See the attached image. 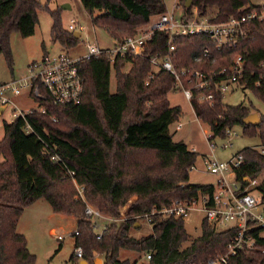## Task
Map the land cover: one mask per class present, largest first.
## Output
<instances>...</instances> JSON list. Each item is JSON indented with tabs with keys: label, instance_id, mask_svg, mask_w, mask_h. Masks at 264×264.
<instances>
[{
	"label": "trees",
	"instance_id": "obj_1",
	"mask_svg": "<svg viewBox=\"0 0 264 264\" xmlns=\"http://www.w3.org/2000/svg\"><path fill=\"white\" fill-rule=\"evenodd\" d=\"M79 1L91 24L114 39L133 35L151 17L167 11L164 0ZM185 2L180 0L179 6L186 13L196 8L200 16L213 22H225L264 6H253L250 0H191L186 8ZM39 10L49 13L53 43L68 50L79 42L62 29L59 11H50L47 4L0 0V54L10 71V34L32 36ZM245 29L248 37L220 50L207 36L176 38V70L217 74L228 69L233 57L240 56L244 62L240 86L264 105V21H249ZM166 43V34L156 33L145 57L113 63L104 54L82 59L84 85L78 105L56 106L45 99L39 103L44 113L31 110L4 124L0 139V264H35L17 225L23 211L41 199L53 214L76 219L73 250L81 248L87 264H94L97 257H102V264H136L119 260L121 250L150 254L147 264L199 263L226 253L234 235L231 229L216 231L203 218L200 236L182 249L188 241L184 217L158 213L173 203H189L212 192L211 185L187 184L197 154L182 141L174 142L169 134V126L182 116L181 107L171 106L168 100L176 81L162 69L153 72L150 60L155 53L164 52ZM204 48L210 49L211 60L200 58ZM112 68L114 93L109 90ZM190 107L195 118L209 126L211 140L223 138L228 128L240 127L244 136L257 137L260 150H264V115L257 113V126L243 123L252 113L251 106H228L216 94L211 105L194 98ZM239 153L244 162L237 177L241 182L260 179L256 189L264 207V154L252 148ZM52 156L57 161H52ZM73 181L82 187L83 199L77 198ZM86 205L113 219L105 224L100 238L85 216ZM141 219L148 221L152 233L135 238L131 232ZM262 232L252 231V248L238 251L227 264H264ZM69 262L79 264L74 252Z\"/></svg>",
	"mask_w": 264,
	"mask_h": 264
},
{
	"label": "built area",
	"instance_id": "obj_2",
	"mask_svg": "<svg viewBox=\"0 0 264 264\" xmlns=\"http://www.w3.org/2000/svg\"><path fill=\"white\" fill-rule=\"evenodd\" d=\"M179 2L180 0L175 4L173 12L166 11L162 15L151 17L148 23L133 35L122 39L113 38L114 44L111 48L101 49L95 43H88L86 45L87 53L83 57L72 58L67 53L57 55L44 53L40 58L31 61L27 66L25 77L0 84V119L3 115L1 109L7 106L12 107L10 109L12 121L23 117L31 110L44 113L39 103L45 99H49L56 106L78 105L84 85L80 68L82 59L104 54L110 59V63H113L119 59L145 57L149 42L153 41L156 33H165L167 43L164 52H157L151 57L152 67L157 66L158 70L162 69L173 76L176 81L175 88L180 90L189 104L196 98L200 104L211 105L216 94L224 97L234 86L242 87L240 79L244 71V62L240 56L233 57L228 69L217 74L177 71L173 63L176 52L174 40L179 37L207 36L215 44L216 50H220L224 46H235L239 39L248 37V30L245 29L247 22L264 21V6L251 10L240 17L229 18L225 22H213L206 16H200L196 8H193L188 14L181 7L182 13L177 16L175 11L179 8ZM68 30L80 33L83 31V26L71 21ZM200 58L211 60L210 49H202ZM26 90H28L27 98H33L37 102V108L22 112L13 105L9 95L20 97ZM181 126L179 124L176 129H180ZM26 131H29V127L26 128ZM237 135L234 127L226 129L223 137L226 141L221 147H231L230 141ZM211 136L207 137V142L212 152L210 155H203L202 161L204 170L215 178L213 183L207 184L212 186V192L199 195L197 199H193L189 203H173L169 208L158 212L163 216L185 217L191 208L200 205L205 214L204 219L216 231L231 229L234 232L231 241L227 244L225 254L204 262L190 264H227L238 251L252 248L254 243L252 231L262 229L264 232V207L256 189L260 179L241 182L237 177V171L243 165V155L236 153L227 161L218 160L213 154L215 145L211 143ZM260 153L264 154V150L261 149ZM51 160L57 161V157L52 156ZM191 169H195V167L193 166ZM72 174L70 173V175ZM73 182L76 185L75 181ZM244 183L245 185H243ZM76 188L77 198L83 199L82 187L76 185ZM84 213L92 221L98 238L101 237L105 227L100 224V220L105 221L106 224L113 222L112 218L103 216L97 209L89 205H86ZM263 232L261 237H264ZM75 235H77L75 229L68 233L70 237ZM54 236L57 240L63 239L61 235ZM73 252L75 258L81 261L83 258L81 248L74 249ZM150 258V254H146V262Z\"/></svg>",
	"mask_w": 264,
	"mask_h": 264
},
{
	"label": "rangeland",
	"instance_id": "obj_3",
	"mask_svg": "<svg viewBox=\"0 0 264 264\" xmlns=\"http://www.w3.org/2000/svg\"><path fill=\"white\" fill-rule=\"evenodd\" d=\"M42 6L47 4L50 11H59L60 22L62 29L69 31L68 26L71 21L83 26V31L80 32L78 44L66 50L58 44L51 41L50 28L52 25L49 13L45 10L37 12L38 23L35 27L34 33L28 38H22L17 32H12L9 37V49L12 60V71L7 66V62L3 54H0V84L9 83L11 80H17L27 75V66L33 60L41 57L45 52L50 55H57L67 53L72 58L83 57L87 53L86 45L88 43H95L101 49L111 48L114 44V39L102 29L94 27L91 24L90 15L83 9L79 0H36ZM166 10L168 13L174 11V6L178 0H164ZM253 6L264 5V0H250ZM69 6V8H64ZM177 16L181 15V6L175 11ZM144 27V26H142ZM138 28L137 30L141 29ZM136 30V31H137ZM73 32V31H70ZM129 65L126 66V70ZM158 67L154 66L153 72H157ZM116 89L115 73L113 68L110 73V87L111 93ZM28 90H26L20 97L9 98L13 105L19 111L27 112L31 109L37 108V102L33 98H27ZM168 100L171 106H180L182 116L179 120L173 122L169 126V134L172 136L174 142L182 141L190 150L197 154L195 169L189 171L188 185H207L215 181V178L209 175L203 166V155H210L207 137L211 136L209 126L196 120L189 103L184 99L179 89L175 88L168 94ZM223 102L228 106L244 105L252 107V113L264 115V105L258 101L247 89L239 86H234L223 97ZM11 106L1 109L3 112L0 119V139L3 137L4 123L12 122L10 115ZM181 124L180 129L176 127ZM237 132V137L231 139L232 146L222 148L225 143L223 138H214L211 143L215 145L213 154L220 161H227L236 153H239L245 148L259 149L260 144L257 137L249 138L242 134L240 127H234ZM90 206V205H89ZM92 207V206H90ZM94 208V207H93ZM28 209V208H27ZM51 213L49 204L41 199L24 212L19 219L17 232L23 234L27 242L28 251L35 256V264H71L69 262L71 254L73 253L74 239L68 236L70 231L75 229L73 227L74 220L63 217L55 220H48V215ZM205 214L201 210V206L197 205L187 212L184 217V229L188 234V241L182 244V249L186 248L191 242L201 234V221ZM60 217V216H59ZM101 225L106 222L100 220ZM139 226L132 230L131 235L135 238L147 237L151 235V225L146 219L139 221ZM54 228L55 235H61L62 240H57L55 236L49 234V230ZM221 230V229H218ZM264 236V232H263ZM145 254H138L135 252L121 250L119 260L128 259L130 263L147 264ZM102 261V257H97Z\"/></svg>",
	"mask_w": 264,
	"mask_h": 264
},
{
	"label": "water",
	"instance_id": "obj_4",
	"mask_svg": "<svg viewBox=\"0 0 264 264\" xmlns=\"http://www.w3.org/2000/svg\"><path fill=\"white\" fill-rule=\"evenodd\" d=\"M190 6H191V0H186L185 7L189 8ZM64 8H69V6H65ZM72 35L75 39L80 38L79 32H73ZM243 123L246 125L257 126L259 124V117L256 113L250 114L243 120ZM245 181H247V179ZM137 227H138V224L135 225V228H137ZM79 264H87V263L84 260H81V261H79ZM94 264H102V261L99 258H96L94 260Z\"/></svg>",
	"mask_w": 264,
	"mask_h": 264
},
{
	"label": "crops",
	"instance_id": "obj_5",
	"mask_svg": "<svg viewBox=\"0 0 264 264\" xmlns=\"http://www.w3.org/2000/svg\"><path fill=\"white\" fill-rule=\"evenodd\" d=\"M190 105V104H189ZM180 107V106H179ZM192 110V109H191ZM197 120V119H196ZM34 205V204H33ZM33 205H31V206H29V207H27L28 209L29 208H31ZM25 209L24 211H23V214L22 215H24V212H26V210H28V209ZM60 216V217H59ZM63 217H66V216H61V215H55V214H53L52 213V211H51V213L48 215V220H51V222H52V220H55V222H58V218H63ZM67 218H70L71 220H74V222H73V227L76 225V219H74V218H72V217H67ZM18 225H19V222H18ZM17 225V226H18ZM18 231V230H17ZM19 233V232H18ZM49 234L50 235H52V236H54L55 235V233H54V228H51L50 230H49ZM23 235V234H22Z\"/></svg>",
	"mask_w": 264,
	"mask_h": 264
}]
</instances>
